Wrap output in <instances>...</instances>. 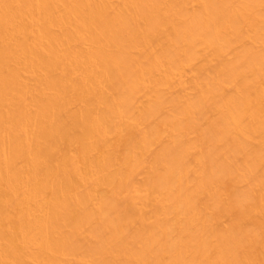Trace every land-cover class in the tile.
<instances>
[{
  "label": "bare ground",
  "instance_id": "bare-ground-1",
  "mask_svg": "<svg viewBox=\"0 0 264 264\" xmlns=\"http://www.w3.org/2000/svg\"><path fill=\"white\" fill-rule=\"evenodd\" d=\"M258 256L264 0H0V264Z\"/></svg>",
  "mask_w": 264,
  "mask_h": 264
},
{
  "label": "rangeland",
  "instance_id": "rangeland-1",
  "mask_svg": "<svg viewBox=\"0 0 264 264\" xmlns=\"http://www.w3.org/2000/svg\"><path fill=\"white\" fill-rule=\"evenodd\" d=\"M244 184H245V182H241L240 183L241 186H243ZM224 185H225L226 194H231V192L236 187L235 184H233V183H231L229 181L225 182ZM98 190H99L100 196L103 197V198L109 196V194L111 192L110 186L107 185V184H102L101 186H99ZM211 209H212V206H211V208H209V212L211 211ZM222 222H223L224 225H229L232 222V219H231V217H224L222 219ZM259 256L257 258V263L256 264H263V261H262V259Z\"/></svg>",
  "mask_w": 264,
  "mask_h": 264
}]
</instances>
